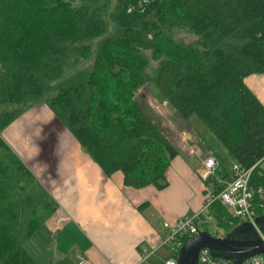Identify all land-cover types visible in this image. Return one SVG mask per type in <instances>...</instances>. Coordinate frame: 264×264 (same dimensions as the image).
Segmentation results:
<instances>
[{
  "label": "trees",
  "instance_id": "16d2710c",
  "mask_svg": "<svg viewBox=\"0 0 264 264\" xmlns=\"http://www.w3.org/2000/svg\"><path fill=\"white\" fill-rule=\"evenodd\" d=\"M260 73L264 0H0V134L45 104L126 186L166 187L178 153L140 103L150 84L188 124L196 115L241 167L260 161L250 186L264 191V104L244 81ZM219 175L230 178L223 166ZM38 186L0 139V264H37L25 243L43 223ZM211 214L224 232L240 224L219 202Z\"/></svg>",
  "mask_w": 264,
  "mask_h": 264
},
{
  "label": "crops",
  "instance_id": "0c3cea01",
  "mask_svg": "<svg viewBox=\"0 0 264 264\" xmlns=\"http://www.w3.org/2000/svg\"><path fill=\"white\" fill-rule=\"evenodd\" d=\"M244 81L264 104V73L250 74ZM33 111L38 119L29 135H21L19 123L29 124ZM176 115L181 124L183 118ZM185 123L189 129L184 132L198 135ZM1 135L30 164L33 175L43 176L47 165L57 175L47 180L59 205L42 225L43 238L37 239L41 253L34 256L25 245L37 264H164L171 252L160 246L167 232L163 223L172 225L200 211L206 191L198 169L205 157H216L208 147L199 152L195 145L187 150L175 146L178 153L166 170L167 186L135 188L124 184L121 171L107 177L45 104L27 110Z\"/></svg>",
  "mask_w": 264,
  "mask_h": 264
},
{
  "label": "built area",
  "instance_id": "2783aa9c",
  "mask_svg": "<svg viewBox=\"0 0 264 264\" xmlns=\"http://www.w3.org/2000/svg\"><path fill=\"white\" fill-rule=\"evenodd\" d=\"M131 10L132 7L128 11ZM259 162L248 169L235 163L229 172L230 178L227 179L219 175L222 164L215 156L209 155L201 161L198 174L205 183V199L200 211L195 215L179 218L172 225L168 222L163 223L167 232L160 242V246L167 248L171 252L164 264L177 263V253L183 245L184 239L196 236L202 231L201 226L203 223H211L215 228L219 229L215 217L211 214V208L215 202H219L226 207L233 217L250 222L257 230L255 224V218L257 217L256 208L264 209V191L261 188L256 190L250 186V176ZM217 184L220 189L215 192L214 186ZM259 234L264 238L261 232ZM212 235L222 237V233L218 234L216 230H214ZM146 252L148 255L153 251ZM197 264H232V261L213 257L210 251L204 248L199 251ZM241 264H264V254L251 256Z\"/></svg>",
  "mask_w": 264,
  "mask_h": 264
},
{
  "label": "rangeland",
  "instance_id": "374dc122",
  "mask_svg": "<svg viewBox=\"0 0 264 264\" xmlns=\"http://www.w3.org/2000/svg\"><path fill=\"white\" fill-rule=\"evenodd\" d=\"M179 37L183 38L184 40L191 39V35L189 34H183L180 33ZM148 85V86H147ZM142 89L139 90V93L142 96L141 104L148 105V108L151 109V112H153V115L157 118L156 123L160 126L161 130L164 132L166 137L169 139V141L174 146H181L185 150L188 149V146L195 145V149L199 152H203L205 148H209L211 151H213L216 155V158L221 161L223 168H225L228 172L231 171L232 166L236 163L233 156L230 154V152L221 145L217 137L204 125V123L196 116L191 115L189 118V124L192 127V130L197 133L198 135H193V133H186L183 131V129H189L188 125L185 123V121L182 119V123L178 124L177 122V115L172 107H170L166 101L163 100V98L157 93L159 90L154 86L147 84ZM262 86H264V81H262ZM140 95V96H141ZM40 105V104H39ZM44 105V104H43ZM146 108V106H144ZM47 106V105H46ZM25 113V112H24ZM23 113V114H24ZM37 114L36 111H33L31 115L34 116V118L31 119V122L29 124L25 123V120H22L19 125V130L21 132V135L23 132L27 131L28 135L30 133L31 125L34 124L35 121H37ZM19 118V117H18ZM179 118V117H178ZM0 139L3 140L2 135L0 134ZM189 139H192L191 141ZM4 141V140H3ZM5 143V142H4ZM6 146L11 150V146ZM186 146L184 147V145ZM26 166L28 170L31 171L30 164L26 163L23 158H21L20 155H18L16 152H13ZM191 160V158H190ZM192 161V160H191ZM30 163V162H29ZM44 175L37 177L34 175L35 179L39 183L40 186H38V189L44 191L46 194L45 201L47 202L46 207L39 209V214L41 215L43 223L41 224L40 228L37 230L35 234H33L32 237H30L25 245L29 247V251L33 253L34 256H39L41 253V250H38L37 248L41 245L40 242L37 240L42 239L43 235V228L42 225L47 221V219L55 213V211L58 208L59 203L56 201V199L51 195V193L48 190V177H56V174L54 173L53 166L47 165L44 168ZM52 174V175H50ZM47 186V187H46ZM206 195L203 193L202 198ZM51 208V210H49ZM239 223L244 224L247 223V221L242 220L239 218ZM235 227V226H234ZM255 228L254 226H252ZM249 227V231L251 235L256 234L255 230ZM202 231H208L209 233L213 234L214 230L217 231L218 234L222 233V236H227L230 234V231L224 232L223 229L215 228L211 223H203L201 226ZM42 235V236H41ZM30 241V242H28ZM38 253V254H36Z\"/></svg>",
  "mask_w": 264,
  "mask_h": 264
},
{
  "label": "water",
  "instance_id": "95a60500",
  "mask_svg": "<svg viewBox=\"0 0 264 264\" xmlns=\"http://www.w3.org/2000/svg\"><path fill=\"white\" fill-rule=\"evenodd\" d=\"M256 228L250 222L238 224L227 236H214L207 231H200L196 236L187 237L178 251L176 264H197L201 249H208L213 257L229 259L232 264H241L247 258L264 254V213L255 218ZM249 227L256 234L251 235Z\"/></svg>",
  "mask_w": 264,
  "mask_h": 264
}]
</instances>
